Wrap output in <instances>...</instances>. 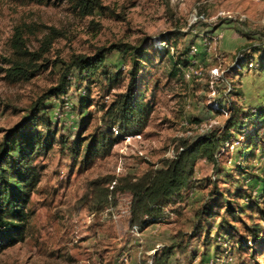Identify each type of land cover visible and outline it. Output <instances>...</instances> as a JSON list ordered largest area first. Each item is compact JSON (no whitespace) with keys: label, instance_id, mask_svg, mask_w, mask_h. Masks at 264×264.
Here are the masks:
<instances>
[{"label":"rangeland","instance_id":"1","mask_svg":"<svg viewBox=\"0 0 264 264\" xmlns=\"http://www.w3.org/2000/svg\"><path fill=\"white\" fill-rule=\"evenodd\" d=\"M44 2L0 0V140L3 131L33 114L32 107L60 83L73 57H95L112 45L149 52L136 90L145 94L150 114L142 134L124 138L109 155L87 165L85 145L104 128L103 106L126 90L131 59L119 51L107 55L103 69L110 75L121 71L111 88L101 72L87 79L76 69L67 71L68 94L44 101L55 142L36 160L40 182L27 235L0 254V264H147V252L158 244L159 254L175 246L169 264H264V240L255 250H240L237 242L249 239L256 224L264 226V145L251 146L264 129L258 123L257 130L254 120L243 119L231 130L216 164L198 159L189 188L167 207L165 220L139 228L140 235L130 223L132 193L121 187L122 178L161 168L182 141L223 132L231 103L264 110V71L246 64L241 72L237 62L244 53L257 59L256 52L264 51V0H101L91 12L76 0ZM194 9L202 16L196 24L191 23ZM214 37L208 49L204 43ZM20 39L38 58L39 71L29 80L12 81L7 71L18 58ZM192 47L198 49L195 57ZM83 97L88 102L82 114ZM63 139L69 145L83 142L80 153L72 155ZM221 195L232 203L234 215L225 202L215 206ZM205 203L219 215L211 221L209 237L203 230L193 237L197 211ZM222 219L234 224L237 238L218 230Z\"/></svg>","mask_w":264,"mask_h":264},{"label":"trees","instance_id":"2","mask_svg":"<svg viewBox=\"0 0 264 264\" xmlns=\"http://www.w3.org/2000/svg\"><path fill=\"white\" fill-rule=\"evenodd\" d=\"M32 1L39 4L45 3V0ZM76 1L82 3V8L87 9L89 12L96 7H101V0ZM113 51H119L123 56H130L131 66L128 70V84L126 90L119 93L108 107L103 106L102 121L104 122V128H99L85 145L83 161L89 165L97 156L109 155L114 146L124 138L143 133L150 112L145 101V94L136 90V78L149 55L147 49L119 44L101 49L95 57H73L71 62L67 64V70L64 72L60 83L49 88L44 97L39 99L32 107L33 114L22 123L3 131L0 140V254L7 248L22 242L27 235L29 222L33 214L30 204L40 182V170L36 160L47 154L53 148L55 142L52 130L53 122L46 114L47 108L44 101L53 97L63 99L68 94L70 81H68L67 71L71 69H76L79 76L87 79L101 72V75L107 77L109 88H111L112 81L118 79L121 74V71L118 70L110 75L109 72L103 69L107 55ZM157 52L169 53L170 51L159 49ZM16 53L18 58L14 59L12 66L8 68L7 77L12 81L29 80L35 72L39 71V65L36 62L38 58L34 57V54L28 53L22 39L18 42ZM257 53L259 54L257 59L249 53H244L239 58L237 62L241 72L244 65L254 60H256L257 67L264 71V51L258 50ZM87 102L88 97H83L80 101V112L82 114L85 112L84 106L86 107L85 103ZM222 105L221 107H223ZM242 107L237 106L234 102L227 107L230 117L226 121L223 132L212 133L193 142L182 141L181 149L176 156L167 160L161 168L148 169L142 176L135 179L132 177L122 178L121 187L132 193L130 207V223L132 225L144 230L153 224L163 222L168 214L167 207L175 199H180L184 191L189 188L198 159L206 158L216 164L218 161L217 155L221 153L226 142L232 138L231 130L239 126L243 119L254 120L257 130L260 129L257 126L258 123L264 129V110L259 108L245 110ZM40 125H44L46 129H40ZM115 131H117L116 135ZM61 143L74 156L80 153L83 145L80 140L75 141L73 145H69L67 139H63ZM252 145H264V133L260 134L258 131L256 136L252 137ZM94 183H98V181ZM105 195L107 198V193ZM237 195L242 196L243 194L239 192ZM218 199L215 206L219 208L225 202L226 211L234 215L235 208L232 203L226 200L223 195L219 196ZM99 209H101V206L97 207V210ZM196 215L198 223L192 236L194 237L198 230H203L204 235L209 237L211 230L214 228L211 221L219 215V210L214 211L210 203H205ZM261 219L264 221V212ZM222 220L218 230H224L233 238H237V235L231 230H235L234 224ZM209 224L212 225L207 229ZM248 233L249 239L237 238L240 250H255L254 245L264 240V226L260 223L250 228ZM173 247L175 246L164 249L160 254L157 253L154 257V264H169ZM237 264L252 263L240 260Z\"/></svg>","mask_w":264,"mask_h":264},{"label":"built area","instance_id":"3","mask_svg":"<svg viewBox=\"0 0 264 264\" xmlns=\"http://www.w3.org/2000/svg\"><path fill=\"white\" fill-rule=\"evenodd\" d=\"M200 19H202V16L199 15L198 9H194V10H193V13H192V15H191V23H192V24L199 23V22H200ZM241 20H243V19H241ZM217 39H218V37H214V38H213L212 40H210L209 42H205L204 45L207 46L208 49H210L211 46H212V44H214V42L217 41ZM162 44H163V46H165V45L167 44V42H166V41H163ZM197 53H198V49H197V47H192V49H191V55H192L193 57H195ZM194 63H195V60H193V63H191V64H192L191 67L188 66V67L186 68V69H187V71H186V77H187V78H191V76H192L191 71L194 70ZM251 67H257V64H256L255 61H250V62L248 63V68H251ZM190 68H191V69H190ZM213 71H217V72H218L219 70H218V68H215ZM194 72H195V73H198V71H196V70H195ZM227 142H228V141H227ZM227 142H226V143H227ZM232 146H234V143H232ZM133 231H134L137 235H140V231H139V227H138V226L134 225V226H133ZM160 246H162V245H161V244H158L156 249L160 248ZM126 261H128V260L126 259ZM147 264H154V262H153V260H149Z\"/></svg>","mask_w":264,"mask_h":264},{"label":"crops","instance_id":"4","mask_svg":"<svg viewBox=\"0 0 264 264\" xmlns=\"http://www.w3.org/2000/svg\"><path fill=\"white\" fill-rule=\"evenodd\" d=\"M158 251V249H156V248H153V249H151V250H149L147 253L151 256V258L149 259V260H153V262H154V257H155V255L158 253L157 252ZM126 264H130L129 262L128 263H126ZM145 264V263H144Z\"/></svg>","mask_w":264,"mask_h":264}]
</instances>
